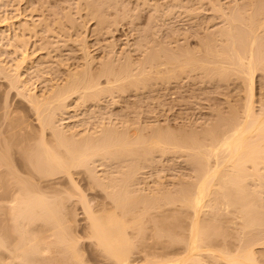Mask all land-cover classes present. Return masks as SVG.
I'll return each mask as SVG.
<instances>
[{"label": "bare ground", "instance_id": "obj_1", "mask_svg": "<svg viewBox=\"0 0 264 264\" xmlns=\"http://www.w3.org/2000/svg\"><path fill=\"white\" fill-rule=\"evenodd\" d=\"M88 1H90V0H88ZM105 1H107V0H105ZM92 2L97 3L98 1L92 0ZM179 2H181V1H179ZM262 2H263V0H262ZM262 2L260 1V3H262ZM109 3L112 4L111 1ZM175 3H177V2L175 1ZM91 4L89 5L90 6L89 10L94 3L92 5ZM102 4H104V3L102 2ZM83 5L85 6L86 4H83ZM95 5H93V7L91 8L90 11L94 10ZM233 5L234 4H232V6ZM237 5H239V4H237ZM84 6H82L83 9L84 10H85V8L87 9V7H86L87 5L85 7ZM101 6H103V5L99 4V6L96 7V10L98 7L101 8ZM256 6H257V4H255V7ZM108 7H107V9H109ZM110 7H114V6L111 5ZM183 7H185V5ZM220 7H221V5H220ZM250 7H248V9ZM259 7H260V5H259ZM78 8H79L78 10H80V11L82 10V9H80L81 7H78ZM103 8H104V6H103ZM229 8H231V7H229ZM258 8H256L257 11H261V10H258ZM263 8H264V6H263ZM102 10L103 9H101V11ZM103 11L101 13H99V15L100 14L102 15V17H100V20H102V19L106 20V17H104L105 19L103 18V16H104ZM228 11H229V9H228ZM231 11H233V10H231ZM104 12H106V11H104ZM199 12H201V11H199ZM89 13L93 14V15L94 14L97 15V12L92 13V12L88 11L87 14H89ZM191 13H193V12H191ZM238 13H240L239 10H238ZM164 14L166 16V13H164ZM221 14L223 15V13H221ZM96 15H94L95 17L94 16H92V17L97 18ZM224 15H225V13H224ZM241 15H240V17H241ZM246 15H247V13H246ZM85 16H86V14H85ZM256 16H257V14H256ZM262 16H260V17H262ZM244 17H246V16H244ZM255 17L253 16V18H255ZM226 18H227V16L225 17V20H226ZM243 18H241L242 20H240V18H239L240 22L243 21ZM117 19H118V17H117ZM151 19H153V18L151 17ZM232 19H233V17H232ZM232 19H229V21ZM256 19H258V18H256ZM97 20L99 21V19H97ZM234 20L238 21V19L236 20V18ZM244 20H245V18H244ZM251 20H252V17H251ZM40 21L42 22L43 20H40ZM114 21L116 22V19ZM152 21H154V20H152ZM245 21H247V20H245ZM43 22H46V24H47L46 19ZM74 22H75V20H74ZM103 22L104 21H102V23ZM248 22H249V20H248ZM258 22L259 21H257V23ZM261 22H259V23H261ZM24 23H25V25L21 26V28H20L21 30H19V31H21L20 33H23V32L26 33L29 31L31 32V30L32 31L35 30L33 28H35L38 24L40 26L44 25V24L42 25V23L40 24L38 22H37L38 24L35 22V25H34V22H33V23H31L32 24V28H31V26L28 25L29 24L28 20H26V22H24ZM83 23L84 22H82V24L80 23V24H75V25H77V27H79L80 25L83 26L85 24V23L84 24ZM99 23H101V21ZM111 23H113V22H111ZM259 23L256 24V26L260 25V27H261L262 23L261 24H259ZM48 24H49V21H48ZM113 24L115 25V23H113ZM230 24H233V23H230ZM236 24H237V22H236ZM33 25H34V27H33ZM50 25L52 26L53 24L50 23ZM3 26L4 25H1V27H3ZM40 26H37L36 34H38V32H37L38 27H40ZM46 26H48V25H46ZM51 26H50V28H52ZM98 26H101V25L98 24ZM234 26L235 25L233 24V27ZM256 26H254V25L251 26V28L252 27H254V28H252V31L249 30L250 33L248 36H245V37L251 39V41H250L251 43L249 42L250 43L249 48L246 47V46H248V44H246V39H245V43H244L243 42L244 38L240 37L241 38V39L239 38L240 41L244 43V44L241 43L242 44L241 47L244 48V49L241 48L242 49L241 51H243V52L239 51L240 48L238 49V51H237V49L235 50L232 48V52L237 51L236 52L237 54L235 53L236 54L235 55L231 52V50H229L232 53V55L235 56L234 59L237 58L235 67L237 66V71H241L238 73L243 74L241 76L246 77V80L245 79L244 80L247 83V85L246 84L245 85L247 86L246 88H248V92H247V97H246L247 99H245V103L243 106V111L241 110L242 112H240L239 108H238V114H234L232 117L230 116L229 118L222 116V118L220 120H218V122L214 123L210 127H207L205 125L207 128H205L202 131L191 132V133L185 132V134L186 133H189V134L182 135V136L178 135V137L174 136V135L173 136L168 135V134H170L169 132L172 133L173 130L167 131L168 134L165 132L166 134L163 133V135L158 132L156 135H153V133H152V136L149 137L148 139H146L144 136H142L143 133L141 132V130H138L139 132L136 131V133L131 132L130 129L132 130L133 127L131 128L130 127L131 125L130 126L128 125L130 127L129 128L126 125V123H125V125L127 126V128L124 125L123 126L124 128L121 127L123 129L118 128V126L116 128L115 125H117V124H115L113 126L114 123L111 125L113 127H110V126L106 125L105 123H104L105 124L104 125L102 123L103 124V125L101 124L102 129L100 127L99 131L95 130V131L87 132V130H84L85 129L84 127H83L84 129L81 127L84 130V133H82V132H79L80 130L77 131V128H74V130H73V128H71L70 126H69V128L71 130H67V129L65 130V126L63 127V124H62L63 120L60 122V119H62L60 117L63 115L66 116L70 112L71 107H73L74 103H76L75 105H77V107H78V105L80 106L81 103L86 104L87 101H91V100L92 101L94 100L93 102L99 101L102 97H104L103 96L104 93L110 94L112 92H114V93L117 92V94H118L120 92V95L122 93L125 94L126 89L124 90V88H126L127 86L131 87L133 89L141 86V87H143V89L146 90V87H148L151 84V81H154L155 77H156L155 78L156 81L159 79L157 76L160 75V69H159L160 66H158V65H160L159 61L160 62L162 61V60L158 59V58H160L159 53H158V56L156 53H153L151 58H149L150 56L149 57L147 56L146 59L151 60V62L148 61V63L151 64L150 68L147 66L148 64H146V66L149 68V72L147 71L146 68H144V67H146V66H143L144 62L142 64L143 67L142 66L138 67L139 65H137V67L139 69L141 68L142 70L138 69L139 72H136L138 70L135 69L136 64L133 63L134 61L132 63L130 61V64L126 63L127 65H125V63L123 65L121 64L122 67L125 65L124 68L122 69V67H121V70H120V68L118 70H116L117 67H116V69H114V66L110 61H109V64L111 63L112 65L110 64V66H109L108 62L106 61L107 59H106L105 60L106 62L104 61L106 63V64L104 63L106 66L105 68L108 69V67H110L107 71H105L108 74L107 73H106L107 75L103 74L106 76L109 75L108 79H107L106 87L103 85V83H101L102 84L101 85L98 81V79H100L101 76L98 75L99 76V78H98L94 74H93L94 75L93 77H91L90 74H86L87 71L88 72L91 71L90 67L87 68V66H89L88 65L89 62H87L88 63L87 65H86V63H84V64L86 65V68L90 69V70H87L86 68H84L83 71L78 70V71H75V73H74V71L72 73V70H70L71 71L70 74H68V72H66L68 74L67 76H69V77L67 79H65L66 81L64 80L65 83L63 82L64 83V84L62 83L63 85H61V86L59 84H57V86L53 85L52 87H49L50 88L49 90L43 89V90H41L42 92L40 91V93H38L39 91L36 92L35 88H30L31 83H30V86L28 85L29 82L26 81L25 77L23 76L24 74H21V73H23V72H21L23 70L22 68H25L28 65V68L30 70L31 68L29 67V65L32 66L33 67L32 69H34V72L35 71L39 72V73H37L38 76H37V74H35L36 77H39L40 73L42 72L41 73V76H42L41 79H42L44 76L43 72L46 71V74H47V71L50 70L49 69L50 66H48V68H46L48 70H44V68H45L44 66L46 65L45 63L47 62V64H48L49 61H46L47 59H42L43 57L41 56V58L38 57V59L34 60V62H30L31 54H29L28 50L26 49V47L28 46L27 45L28 43L26 44V42H27L26 38H25V40L23 39V41H22L21 40L22 35L16 33L15 35H17V38H16V36L15 37L13 36L14 38L12 37L13 39L11 38L12 39L11 40L10 36H9V38H7L8 36L6 37V34L5 33L3 34V32H2V34H0L1 40L2 39L6 40V38H7V39H9L8 41H10V42L12 41L11 44L14 41L16 44L21 42L20 43L21 48L18 47L20 49H18L17 45L15 43H13L14 48H17L18 51L19 50L21 51V55H20V58L13 59V61H14L13 65L15 67H13V65H12V66H10V68L12 67L14 69V71H11V72L7 71L6 68L9 66H7V64L6 65L3 64V66H2L1 65L2 63L0 62V66H1L0 67V74L2 72L4 73V71L7 72V75L4 73V77L6 76L8 78V81H10L9 82V83H11L10 87L16 88V90H18L17 93L20 96L25 97V99L28 100V102H30L33 110H35V114H37V119L41 125L42 134H41V136H39L40 137L39 140L37 142H35V145H34L35 140H33L31 144H29L27 146L25 145L26 147H23V146L20 147V145H22V143L18 142L19 137H20L21 133L23 132L22 129H25V127L23 128V126H28V124L26 122H23V125H22V122H20L21 124H18L19 120L18 121L16 120L17 122H15V120H14V122L16 124L15 123H13V125L11 124V126H10L12 129L11 133L7 130V135H9V136L11 135V137L8 139L7 136H5V138H3L1 136L2 142H0V264H55V263H53L54 261L52 262V259L57 257V256L52 257V253L55 250H56L57 254H59L63 258V259L61 258V260L66 261L63 263H62V261H57L58 262L57 264H59V262H61L62 264H65V263L66 264H86V260H85L86 257L84 259L85 255L82 254V250H81L82 249L81 241L79 238H77L78 236H77V233L75 230V229H77L76 228V226H77L76 222L77 221H76V217L74 214L76 211L74 210L75 208H73L74 212H73L72 208H70L73 206L72 204H70V206H69V201H72V198H71V200L69 198V201L67 204L65 203L66 201L62 202L63 200H67L68 197H70L72 195H70L66 198L65 197L66 195L64 196V194H66V193L61 192L64 194L60 198L59 196H57V194H55L56 196L53 195L54 197L57 198V201H55L56 198L53 197L54 199H49V198H52V196L47 197V194H44V192H42V190H40L38 188L39 184L41 183V181H43V179L52 178V180H53L57 176H63V177H65V179L67 178V180L71 183V185H73L72 187H74V189H76V192L78 194H80V198L78 200L79 201L81 200L83 203V204L82 203L81 204L83 205L84 213L86 215V220H87V223H86L87 227L86 228H87V233H88V235H87L88 239L90 240L91 247L93 246L94 250L97 252V254H99L100 257H102V259L103 258L105 259L106 264H264V255L261 254L263 257L259 256L258 254H260V252L258 251L259 253H257L255 251V249H257V247L255 248V246H264V199H262V195H263L264 191L262 192L260 189L261 187H264V173L262 172V171H264V104H262V103H264V101H262V103L260 101V103L262 105L259 103L260 108L257 109V107L255 106L256 103L254 100L256 98L255 97V94H256V92H255V81H256L255 80V73H256V70L258 69V68H256V66H258L257 62L260 63L262 57H261V59L254 60V58H255L254 45L259 43V41H258V37L253 35V33L254 32L257 33L256 29L260 30V27L255 28ZM40 28H39V30H44V31L46 29V28L45 29H43V28L40 29ZM74 28H76V26ZM159 28H161V27H159ZM247 28L249 29V27H247ZM247 28H246V30H247ZM49 29L47 27V32ZM63 29H64V27H63ZM222 29L224 30V28H221V31H223ZM226 29H228V30H226ZM226 29H225L226 31H224V32L226 33L228 31L229 32L228 34L230 35V33H232V29H231V31H229V28H227V27H226ZM233 29L235 30V28H233ZM50 30H51L50 32H52L53 28ZM175 30H177V29H175ZM175 30H174V32H175ZM241 30L245 31L243 29H241ZM64 31H65V29H64ZM30 32L28 34H30ZM33 32H31V33H33ZM166 32H164V33L166 34ZM225 33L222 32V34H225ZM237 33H238V31H237ZM26 34H23L22 37L26 36ZM141 34H140V36H141ZM222 34H221V36H222ZM233 34L235 35V33H233ZM242 34L243 33L240 32L239 35L242 36ZM245 34H247V33H244V35ZM82 35L83 34H81V36ZM216 35H217V33H216ZM232 35H230V36H232ZM78 36H79V34H78ZM173 36H174V34H173ZM218 36H219V34H218ZM238 36H234V39L237 38ZM208 37L209 36H207V38ZM79 38H81V37L79 36ZM142 38H144V37H141V39ZM155 38H156V36H155ZM169 38H170V36H169ZM226 38L228 39V37H226ZM16 40L18 42H16ZM83 40H84V42L85 41L87 42L86 38H84V37H83ZM262 40H264V39L262 38ZM144 41L145 40H143V42ZM158 41H156V42H158ZM231 41H232L231 42L232 44L235 43V42L233 43L234 40H231ZM84 42H81L82 45L84 44ZM86 42L83 45L85 50H84V48H82V50H84V51H86V48L89 46V44H87ZM145 42H147V41H145ZM156 42L153 45H155V46H156V44L158 45V43H156ZM160 42H162L161 39H160ZM236 42H238V44H239V40L238 41L236 40ZM138 43H139V41H138ZM225 43H227V42H225ZM231 43H229V44L227 43V44L230 45ZM8 44H10V43L8 42ZM145 44L146 43H144V45ZM227 44H226V46H227ZM259 44H261V43H259ZM259 44L257 45L258 47H259ZM85 45L86 46L88 45V46L85 47ZM110 45H111L110 48L114 47V46H112V44H110ZM164 45H166V44H164ZM220 45H222V44H220ZM234 45L230 46V49ZM237 45H235V48L237 47ZM239 45H238V47H240ZM80 46H81V44H80ZM90 46H91V43H90ZM150 46H152V45H150ZM160 46H162V45H160ZM204 46H205V44H204ZM134 47L137 48L136 46H133V48ZM163 47L164 46H162V48H160V47L159 48L163 49ZM166 47H164V48H166ZM184 47H186V46H184ZM206 47L207 46H205L204 48H206ZM78 48H80V47H78ZM89 48L87 49L88 51H90ZM138 48H140V47H138ZM210 48L211 47H208V49H210ZM259 48L261 49V47H259ZM154 49L151 48L150 50H154ZM189 49H191V48H189ZM221 49H222V47H221ZM227 49H229V48L227 47L226 50ZM14 50H16V49H14ZM82 50H81V52H82ZM114 50L115 49H113V51ZM168 50H171V49H168ZM183 50L182 51L178 50V52L184 53ZM193 50H195V49H193ZM262 50H263V48H262ZM55 51H57V50H55ZM145 51L147 52V50H145ZM15 52L17 53V50ZM215 52H216V49H215ZM227 52L224 51V53H226V54H227ZM247 52H249L248 55L249 54L251 55V56H249L250 60H247V57H246ZM87 53L84 52V56H85V54L87 55V56H85V59L89 57V53L88 54ZM188 53H187V55H188ZM205 53H206V51H205ZM210 53H212V52H210ZM220 53H223V52H220ZM224 53H223V55H226ZM154 54H155V56H154ZM219 54H218V56H219ZM253 54H254V56H253ZM90 55H92V54H90ZM124 55H125V53H124ZM166 55L169 56L170 53H168ZM171 55H172V52H171ZM257 55H259V54H257ZM131 56H132V54H131ZM144 56L142 57V59L145 58ZM195 56H191V58L194 57L196 59ZM211 56H212V54H211ZM90 57L93 58V55ZM119 57H118V59H119ZM171 57L172 58L169 59L170 62L168 61L164 65H166V64L168 65V63H170L173 66L170 65V67H169V65H168L167 66L168 69H167V67H163V68L167 69L166 72L168 73V75L169 74L170 75H177L181 71L183 73L188 67L193 69V67L197 66V65L194 66V64H191V63H190L191 65L187 64L184 66L183 64H181L182 66L181 65L179 66V61L177 59L179 56H177V54H175L174 51H173V55ZM180 57H179V60H180ZM219 57L222 58V56H219ZM92 58L91 59L88 58V59H90V60L95 59V58H93V59ZM185 58H187V57H185ZM223 58L225 59L226 56ZM228 58L229 57H227V59ZM125 59H126V56L123 60L124 62H125ZM167 59H166V61H167ZM224 59L223 60L220 59V60H222L224 62ZM234 59L232 58L233 61H234ZM43 60H45L44 61L45 63L43 62ZM108 60H111V57ZM113 60H114V58H113ZM129 60H131V59H129ZM139 60H141V59H139ZM157 60H158V64H157V66H155ZM172 60H174V61H172ZM191 60H193V59H191ZM198 60H197V63H200V62H198ZM206 60H207V58H206ZM211 60H213V59L211 58ZM245 60L247 62H245ZM177 61H178V63H177ZM222 61H219V62L221 63ZM230 61L231 60H229V62L227 61V63L231 64ZM42 62L45 65L43 64L41 66ZM63 62H64V60H63ZM193 62H195V61H193ZM91 63H92V61H91ZM113 63H115V62H113ZM182 63H183V59H182ZM61 64H65V63H61ZM66 64H68V63H66ZM107 64H108V66H107ZM203 64H204V62H203ZM212 64H214V63H212ZM217 64L215 63L214 65H217ZM152 65L154 66L153 68H152ZM223 66H227V64L223 65ZM229 66H231V68L233 67L232 65H229ZM46 67H47V65H46ZM61 67H60V69H61ZM156 67H158L159 70ZM171 67H173V68H171ZM208 67L210 68V66H208ZM217 67H219V66H216V68ZM239 67L241 68L240 70H238ZM10 68H8V69L11 70L12 68L11 69ZM42 68H43V70H42ZM65 68H67V67H64V69ZM195 68H197V67H195ZM203 68H204V66H203ZM52 69L54 70V67ZM111 69L114 70V72L112 71L113 74L114 73L117 74L119 72H122V73L119 75L118 74L113 75V74H111ZM25 70H27V69H25ZM104 70H106V69H104V66H103V70H102L103 73H104ZM153 70H155V71L153 72ZM162 70H164V69H162ZM218 71H221V70H218ZM222 71H225V68ZM231 71L234 72L235 70L234 71L231 70ZM27 72H28V70H27ZM78 72H80V73H78ZM133 72H136V74ZM166 72L162 73V74H167ZM226 72L227 71H225L224 74L228 75ZM202 74H203V72H202ZM204 74H206V73H204ZM211 74H212V72H211ZM224 74H223V72H221L218 75L217 74L216 75L219 77H222V76H224ZM232 75H234V74H232ZM236 75H238V74H236ZM262 75L263 74H261V76ZM30 76H31V74H30ZM47 76H49V75H47ZM58 76H60V75H58ZM61 76H62V74H61ZM110 76H111V78H112V76H115V78L113 77L114 80L111 79L112 81H110V83L113 82L112 85L108 84V82H109L108 80H110ZM211 76L213 77L214 73ZM66 77H64V78H66ZM208 77H210V71H209ZM212 77H210V78H212ZM45 78L46 77L44 76V79ZM51 78L53 79L52 76H51ZM51 78H50V81H51ZM162 78H164V77H162ZM178 79H179V77H178ZM214 79L215 78L213 77L212 80H214ZM226 81H228V80H226ZM114 82H116V83H114ZM212 82H214V81H212ZM50 83L52 84V82H50ZM236 83H237V81H236ZM205 84H207V83H205ZM107 85H108V87H107ZM48 86H50V85H48ZM102 86H104V87H102ZM149 88L151 89V87H149ZM153 88H154V86H153ZM219 89H220V87H219ZM219 89H217V90H219ZM135 90H137V89H135ZM244 90H246V89H244ZM123 91H125V92H123ZM138 91H139V88H138ZM101 95H102V97H101ZM243 95H245V94H243ZM106 96H108V95H106ZM117 96H119V95H117ZM263 96H264V92H263ZM113 97H114V94L112 96V99H113ZM113 100L115 101V99H113ZM241 100H243V99H241ZM96 104H98V103H96ZM230 104H231V102H230ZM105 106L107 107V105H105ZM229 109H231V108H229ZM235 113H237V112H235ZM86 114H88V113H86ZM231 115H232V113H231ZM217 116H218V114H217ZM69 117H70V115H69ZM6 118H7V116H6ZM66 119H68V118H66ZM111 119H112V117H111ZM124 119H126V118H124ZM12 120H10V121H12ZM10 121L8 122L9 125H10ZM23 121H24V119H23ZM134 121H133V123H134ZM109 122L107 124H109ZM130 122H131V120H130ZM130 122H128V123H130ZM119 123H121V121ZM122 123L124 124L123 121H122ZM150 125H152V124H150ZM200 125H202V124H200ZM1 126H2V124H1ZM1 126H0V135H1L3 130L10 128L7 126H6L7 128H3L4 126L3 127H1ZM96 126H94V127H96ZM155 126H156V124H155ZM28 127H27V129H28ZM86 127L88 128V126H86ZM134 127H136V125ZM141 127H142V125H141ZM145 127H146V125H145ZM147 127H148V125H147ZM2 128H3V130H2ZM18 128L21 129V131L19 130L20 132L17 130ZM66 128H68V126ZM27 129H25V131ZM93 129H95V128H93ZM141 129H143V128H141ZM153 129H152V132H154ZM46 130L51 131L50 134L52 135V137H50V139L47 138L48 136L46 135ZM156 131H158V129ZM5 132L6 131H4L2 134H4ZM68 132H70V134ZM139 133L140 134L142 133V134L139 135ZM26 137H27V135H26ZM26 137H25V139H26ZM29 137H30V135L28 136V138ZM31 137H33V136H31ZM16 141L18 144L16 143ZM22 141H23V139H22ZM28 141H30V140H28ZM14 144H16L15 146L19 145L20 149L24 148L27 150V151L22 150V152H24V155L20 152L23 155L22 156L23 157V160H22L23 164L21 163L22 164L21 167L24 168L23 169L24 171L21 170L22 168L21 169L19 168V166L17 165V163L19 164V161L17 162V160H16L17 158L15 159V157L13 156L15 153V152L13 153ZM25 144H27V143H25ZM179 151H181V153H183V154H186V156L189 159L188 164L190 163L192 166V168L190 167L192 169V174L189 176L190 180H185L187 178L186 177L185 179H180L179 181H176V182H178V184L174 189L169 188V187L167 188V187H165V185H164V187H165L164 188L163 185L161 184V187H158L156 190L151 189L150 192H147L146 189H141L140 188L141 186L140 187L138 186V185H140V183H141L140 181L143 178L142 175L144 173L143 170H145L144 168H146V167L148 168V166L150 164L155 163L154 162L155 156L157 154H158V157L163 156L162 158H164V156L167 154L172 155L171 153H174V152L176 153ZM24 159H25V163H24ZM156 159H158V158H156ZM186 161H187V159H186ZM152 165H150V166H152ZM169 165H171V164H169ZM99 166H102L104 168L105 167L111 168V169L108 168L109 170H107L106 168L105 169L103 168V170H102L103 175L100 172V175H102V177L104 176L103 178L98 177L99 175L97 174V172L99 173V171H98L99 169H97V168ZM150 166H149V168H150ZM96 169H97V171H96ZM20 170L23 173H21ZM110 170L113 171V173L110 172ZM150 170H151V168H150ZM76 171H86L88 174V178L92 179L95 184L101 185L99 187H103L102 189L105 188L106 190L105 189L104 190L106 192L108 189L109 195H108V193H107V195H108V199L110 197L109 203H111V200H112V204H111L112 206L111 205L109 206V204L105 203L108 207H106V205H105L106 208L103 207V209H96L90 204L91 201H89L90 203L87 202L88 199L87 200L85 199L84 194L81 195V193H83V191L82 190H81L82 192L80 191V187L79 186L77 187L78 184H76V181L74 179V174L76 173ZM115 173L118 174L117 177H114L112 175ZM116 174H115V176H116ZM161 175H162V173H161ZM153 177H155V176H153ZM58 178H60V177H58ZM181 178H182V176H181ZM173 179H175V178H173ZM164 181L165 180H163V182ZM63 182H59V183L61 184ZM70 183H69V186H70ZM74 196H76V195H74ZM58 198H60V199L58 200ZM73 199H75V198H73ZM50 200H52V202ZM73 204L75 205V203H73ZM74 233H75V235H74ZM48 239H50V240H48ZM167 250H169V251H167ZM96 252L94 254H96ZM53 255H55V254H53ZM96 258L99 259V257H96ZM55 259H58V258H55ZM104 259H103V261H104ZM87 260H89V259H87Z\"/></svg>", "mask_w": 264, "mask_h": 264}, {"label": "rangeland", "instance_id": "obj_2", "mask_svg": "<svg viewBox=\"0 0 264 264\" xmlns=\"http://www.w3.org/2000/svg\"><path fill=\"white\" fill-rule=\"evenodd\" d=\"M97 1L98 2L95 3V2H92V0H90V1H88V0H0V34H2V32H3V34L4 33L6 34V37L8 36L7 38H9V36H10V39H11L13 36L14 37L16 36V38H17V35H15L16 33H18L22 36H23V34L27 33L26 36H24V37L21 36L22 39L21 38L20 39L23 41V39L25 40V38H26V40H27L26 44L28 43L27 44L28 48L26 47V49L28 50V53L31 54L30 62H34V60H37L38 57L41 58V56H42L43 57L42 59H47L46 61H49L47 64V62L45 63L44 62L45 60H43V62L47 65V67H46V65L42 62L41 66L43 64L45 65L44 66L45 68L43 67L44 70H48L46 68H48V66H50V67L52 66L51 68L49 67L50 70L47 71V74H46V71L43 72L44 76L46 77L45 79H44V76L41 79V77H42L41 73L42 72L40 73L39 77H36L35 74H37L39 72L35 71L36 72L35 73L34 69H32L33 67L30 65H29V67L31 68L30 70L28 68V65H27V67L22 68L23 70L21 72H23V73H21V74H24L23 76L25 77L26 81L29 82L28 85L30 86V83H31L30 88H35L36 92L39 91L38 93H40V91L43 89L49 90L50 89L49 87H52L53 85H55V86H57V84H59L60 86L63 85L65 83L64 80L69 77L67 75L71 73L70 70H72V73H73V71L75 73V71H78V70L83 71L84 68H86V65L88 64L87 62H89V64H88L89 66H87V68L90 67L91 71L90 72L87 71V73L86 72L85 73L90 74L91 77H93L95 75L96 77L99 78V76H101L100 79H98V81L100 84L103 83V85L106 87V83H107V79H108L109 75L106 76L108 73L105 71H107L110 68V67H108V69L105 68L106 67L105 66L106 61L108 62V64L110 61L113 64L114 69H116V67H117L116 70H118L119 68L121 70V67H122L121 64L123 65L125 63V65H127V64H130V61H131V63L134 61L133 63L136 64L135 69L138 70L139 69L138 67H141L143 62H144L143 66H146V64H148L147 66L150 68L151 64L148 63V61L151 62V60L150 59L147 60L146 59L147 56L148 57L150 56L149 58H151L153 53H156L157 56L159 53L160 58H158V59H160L162 61L161 62L159 61L160 65H158V66H160V68H159L160 69V75L157 76L159 78V79L157 78L158 79L157 81H156V79H155L156 77H155L154 81H151V84L148 87H146V90L140 86V87H138L139 91H138L137 87L133 89V88L128 87L126 85L127 87L124 88V90L126 89L125 90L126 92L123 91V92H125L126 95L124 93H122L123 95L122 94L120 95V92L118 94H117V92L116 93L112 92L110 94L104 93L103 94L104 97H102V95H101L102 98L100 97L101 99L99 98L100 99L99 101H95L98 104L93 102L94 100L93 101L91 100L92 102L87 101L88 103L87 102H86V104L81 103V105L80 106L78 105V107H77V105H75L76 103H74L73 107H71L70 112L66 116H64V115L61 116L60 118H62V119L59 118L60 122L63 120L62 124H63V127L65 126V130L66 129L71 130L69 128V126H70L71 128H73V130H74V128H77V131L80 130L79 132L84 133V130H87V132L95 131V130L99 131L100 127L102 129V125L104 123L110 127H113L115 124H117V125H115L116 128H117V126H118V128H121L126 123L127 126L131 125L130 127L131 128L133 127L132 130L130 129L131 132L136 133V131L139 132L138 130H141V132L143 133V134L141 133L142 136H144L146 139L151 137L152 133H153V135H156L159 132L163 135V133L166 134L167 131H172V130L174 132L172 131V133L169 132L170 134H168V133L167 134L171 135V136L174 135V136L178 137V135L182 136V135L189 134V133L185 134V132L191 133V132L202 131L205 128L210 127L214 123L218 122V120H220L222 118V116L228 117V118L230 116L232 117L234 114H238V108H239V111L242 112L243 106L245 103V99H247L246 97H247L248 88H246L247 87L246 86L247 83L245 81L246 77L241 76L243 74L238 73L241 71H237V66L235 67L237 58L234 59L235 56H233L232 53L235 54L239 48H240L239 51L243 52L241 50L244 48L241 47L242 46L241 43H243V42L245 43V39H246V44H248V46H246V47L249 48V44L251 43L250 42L251 39H249L245 36H248L250 31H252V28H254V27L251 28V26H253V25L256 26V24H258L259 22L262 21L261 22L262 24L259 23V24H261V27H260V25L259 26L257 25L255 27V28L260 27V30L256 29L257 33L256 32H254L255 34L253 33V35L258 37L259 43H261V44L257 43L256 45H254V48H255V50L253 49L254 54H255L254 60L261 59V57L263 59V60L261 59L260 63L257 62L258 66H256V68H258V69L256 70V73H255V80H256L255 81V92H256L255 97L256 98L254 100H255V103H256L255 106L257 107V109L260 108V104L262 103V101H264V96H263V92H264V76H263L264 75V71H263L264 70V45H263L264 40H262V38L264 39V36H263L264 35V30H263L264 29V27H263L264 26V22H263L264 21L263 20L264 19V17H263L264 16L263 15L264 14V11H263L264 10V8H263L264 0H263V2H262V0H257V1L256 0L255 1L254 0H241V1L240 0H196V1L195 0H110L112 4L109 3L110 2L109 0H107V1L97 0ZM175 1L178 4L175 3ZM179 1H181V2H179ZM260 1L262 3H260ZM102 2L104 4H102ZM89 3L90 4L94 3L93 5L96 4L94 10L90 11L91 8L93 7L92 4H91L92 7L89 10V7H90ZM98 3L100 5H103L106 10L103 8V6H101V8H99V7L97 8V10H98L97 11L96 7L99 6ZM83 4L87 5V6L85 5L87 7V9L86 8H85V10L83 9V7H82V6H84ZM232 4H234V5L232 6ZM237 4H239V5H237ZM255 4H257L256 7H255ZM111 5L114 7H110ZM184 5H185V7H183ZM220 5H221V7H220ZM259 5H260V7H259ZM78 7H81L80 9H82V10L81 11L78 10L79 9ZM107 7L109 9H107ZM229 7H231V8H229ZM248 7H250L251 9L250 8L248 9ZM256 8H258V10H261V11H257ZM101 9L106 11V12H104L102 10L103 14H104L103 18L106 17V20H103V19L100 20V17H102L101 14L99 15V13L102 12ZM228 9H229V11H228ZM87 10L89 12H92V13L97 12V15L94 14V15H96L97 18H93L92 17V16H94L93 14H90V13L87 14V12H88ZM231 10H233V11H231ZM238 10L240 13H238ZM199 11H201V12H199ZM191 12H193V13H191ZM164 13H166V16ZM221 13H223V15ZM224 13H225V15H224ZM246 13H247V15H246ZM85 14H86V16H85ZM256 14H257V16H256ZM240 15H241V17H240ZM226 16H227V18L225 20ZM244 16H246V17H244ZM253 16L254 17L256 16V17L253 18ZM258 16L259 17L262 16V17L259 18ZM117 17H118V19H117ZM151 17L153 19H151ZM232 17H233V19H232ZM243 17L247 21H245ZM251 17H252V20H251ZM235 18H236V20L238 19V21H235L234 20ZM239 18H240V20H242L241 18H243V21L240 22ZM256 18H258V19H256ZM45 19L47 21V24H46V22H43V21H45ZM97 19H99V21ZM115 19H116V22L114 21ZM229 19H232V20H230L231 22L229 21ZM26 20H28L29 24L28 23L27 24L30 25L31 28H32L31 23L34 22V25H35V22L40 23L41 22L40 20H43L41 23H42V25L43 24L44 25L40 26L38 23H37L38 25L36 24L37 26L41 27V28L38 27V31H37L38 34H36L37 26L35 28H33V29H35V30H33L34 32L31 30V32H33V33H31L30 31H29L30 34H28L29 32L24 33L23 31H22L23 33H20L21 31H19V30H21L20 29L21 26L25 25L24 22H26ZM74 20H75V22H74ZM152 20H154L155 22ZM248 20H249V22H248ZM256 20L259 22L257 23ZM48 21H49V24H48ZM100 21H101V23H99ZM102 21H104V22L102 23ZM82 22H84L85 24L83 23L84 24L83 26L80 25L81 27L80 26L77 27V25H75V24H80V23L82 24ZM111 22L115 23V25ZM236 22H237V24H236ZM50 23L53 25L51 26ZM230 23H233L235 26L233 27V24H230ZM98 24H100L101 26H98ZM1 25H4V26L1 27ZM34 25H33V27H34ZM46 25H48V26H46ZM50 26L53 28L52 32H50L51 31L50 29H52V28H50ZM75 26H76V28H74ZM47 27H48V29L50 28L48 30V32H47ZM63 27H64L65 31H64ZM159 27H161V28L163 27V28L161 29ZM226 27L229 28V31H231V29H232V33H230V35L235 33V35L234 34L232 35L233 37L228 34L229 33L228 31L226 32L227 34L224 32V31L228 30V29H226ZM247 27H249V29ZM39 28L40 29L46 28L45 29L46 32L44 30H39ZM221 28H224V30L222 29L223 31H221ZM233 28H235V30ZM246 28H247V30H246ZM175 29H177V30H175ZM241 29H243L245 31H242ZM174 30H175V32H174ZM237 31H238V33H237ZM164 32H166V34ZM222 32L225 33L226 35L222 34ZM240 32L243 33L242 36L239 35ZM216 33H217V35H216ZM244 33H247V34L244 35ZM78 34L81 38H79ZM81 34H83L84 36L83 35L82 36L84 38H86L87 42L86 41L85 42L87 44H89V46L87 45L88 47L85 45V47H87L86 51H84L85 48L83 45L85 44V42H84ZM140 34H141V36H140ZM173 34H174V36H173ZM218 34H219V36H218ZM221 34L223 37L221 36ZM155 36H156V38H155ZM169 36H170V38H169ZM207 36H209V37L211 36V37L207 38ZM234 36H238V37L234 39ZM141 37H144V38L141 39ZM226 37H228V39ZM240 37L244 38V39L242 38L244 40V41L242 40L243 42L240 41V39H241ZM7 38H6V40H3V39L1 40V38H0V62L2 63L1 64L2 66H3V64L4 65L7 64V66H9V67H7V68L5 67V68L7 71L11 72V71H14V69L12 67L11 68L13 70L10 68V66H12L14 64L13 59L20 58L21 51L20 50L18 51V49L21 48V45H20L21 42L18 43L20 46L18 44H16L15 41L13 42L17 45V48L20 47L17 49V48H14L13 43L11 44L12 41L11 42L8 41L9 39H7ZM160 39L162 42H160ZM143 40H145L147 42H145V41L143 42ZM178 40L179 41L181 40L182 42L181 41L179 42ZM231 40H234L233 43L235 42L234 43L235 45L238 44V42H236V40L237 41L239 40L240 45L239 44L238 45L240 47H238V45H237L238 48L237 47L235 48V45L231 43L232 42ZM138 41H139V43H138ZM156 41H158V42H156ZM8 42L10 44H8ZM16 42H18V41L16 40ZM78 42L81 44V46ZM81 42H84V44L82 45ZM155 42L158 43V45L157 44H156V46L153 45V44H155ZM225 42H227L228 44L229 43H231V44L228 45ZM90 43H91V46H90ZM144 43H146L145 44L146 46L144 45ZM110 44H112V46H114V47L110 48L111 47ZM164 44H166V45H164ZM204 44H205V46H207L206 48H204L205 47ZM220 44H222V45H220ZM226 44H227V46H226ZM258 44H259V47H261V49L257 46ZM150 45H152V46H150ZM160 45H162L164 47H166L167 45L168 46L166 48L163 47V49H160V48H162V46H160ZM232 45H234V46L231 47V49H230V46H232ZM133 46H136L137 48L134 47L135 48L134 49ZM184 46H186V47H184ZM78 47H80V48H78ZM138 47H140L141 49ZM208 47H211L212 49L211 48L208 49ZM221 47H222V49H221ZM227 47L229 49L226 50ZM82 48H84V50H82ZM88 48L90 49V51L87 50ZM151 48L152 49L157 48V49L156 50L155 49L150 50ZM189 48H191V49H189ZM232 48L235 50L237 49V51L232 52ZM262 48H263V50H262ZM14 49L17 50V53L15 52L16 50H14ZM113 49H115L114 50L115 52L113 51ZM166 49L167 50L171 49V50H168L169 51L168 52ZM193 49H195V50H193ZM215 49H216V52H215ZM55 50H57V51H55ZM81 50H82V52H81ZM145 50H147V52ZM178 50L179 51L183 50L186 55L188 52L189 53L186 56L184 53L178 52ZM186 50L187 51L189 50V51L187 52ZM229 50H231L232 53ZM83 51L86 53L87 52L89 53L88 58L91 59L92 57H90V56L93 55V58H95V59L92 58L93 60H90V59L86 58L87 59L86 60L85 56H87V55L85 54V56H84ZM173 51L175 54H177V56H179V57L181 56L180 60H179V57L177 58L179 61V66L181 64H183L184 66L187 64L188 65L194 64V66L197 65V66H195L197 68L193 67V69H194L193 70L192 68L188 67L184 71L185 73L184 72L182 73V71H181L177 75H170V74L168 75V73L166 72V70L168 69L167 66L169 65V67H170L171 64L170 63H168V65L167 64L164 65V64L166 62H168L169 59L172 58L171 56L173 55ZM205 51H206V53H205ZM224 51L225 52L228 51L227 54L224 53ZM171 52H172V55H171ZM210 52H212V53H210ZM220 52H223L226 55H223V53H220ZM124 53H125V55H124ZM168 53H170L169 56L166 55ZM248 53L249 52L246 53V57H247V60H250L249 56H251V55L250 54L248 55ZM90 54H92V55H90ZM131 54H132V56H131ZM211 54L213 57L211 56ZM218 54H219V56H222V58L219 57ZM254 54H253V56H254ZM257 54H259V55H257ZM116 55L120 56V57L118 56L119 59ZM125 56H126V59L124 62L123 60H124ZM143 56L145 58L142 59ZM154 56H155V54H154ZM191 56H195L196 59L194 57L191 58ZM225 56H226V58L224 59L223 57H225ZM110 57H111V60H108ZM185 57H187V58H185ZM227 57H229V58L227 59ZM113 58H114V60H113ZM190 58L193 60H191ZM206 58L208 61L206 60ZM211 58L213 60H211ZM232 58L234 59V61L232 60ZM129 59H131V60H129ZM139 59H141V60H139ZM166 59H167V61H166ZM182 59H183V63H182ZM220 59H222V60L224 59V62ZM63 60H64V62H63ZM197 60L200 63H197ZM229 60H231L230 61L231 64L227 63V61L229 62ZM91 61H92V63H91ZM112 61L115 63H113ZM172 61H174V60H172ZM178 61H177V63H178ZM193 61H195V62H193ZM219 61H222V62L220 63ZM203 62H204V64H203ZM245 62H247V61L245 60ZM61 63H65V64H61ZM66 63H68V64H66ZM84 63H86V65ZM212 63H214V64L218 63V64L214 65ZM108 64H107V66H108ZM110 64H109V66H110ZM157 64H158V60L156 61L155 66H157ZM222 64L223 65L227 64L228 67L223 66ZM228 64L232 65L233 67L231 68V66H229ZM137 65H139V66L137 67ZM207 65L210 66V68ZM103 66H104V69H106V70H104V73L102 71ZM124 66L122 67V69L124 68ZM147 66L144 68H146L147 71L149 72V68ZM171 66H173V65H171ZM203 66H204V68H203ZM216 66H219V67L216 68ZM13 67H15V66L13 65ZM53 67H54V70L52 69ZM60 67H61V69H60ZM64 67H67V68L64 69ZM153 67L154 66L152 65V68ZM163 67H167V69H165ZM8 68H10L11 70H9ZM43 68H42V70H43ZM156 68L158 69V67H156ZM171 68H173V67H171ZM224 68H225V71H227L226 73L228 75L224 74L225 71H222V70H224ZM25 69H27L28 72ZM90 69H87V70H90ZM162 69H164V70H162ZM240 69L241 68L239 67L238 70H240ZM139 70H142V69L140 68ZM139 70L136 72H139ZM218 70H221V71H218ZM231 70H233V71L235 70L237 73L235 71L232 72ZM112 71L114 72V70L111 69V74H113ZM154 71L155 70H153V72ZM164 71L167 74H162V73H165ZM209 71H210V77H212L211 75L214 73V76H213L215 78L214 80H212L213 77L212 78L208 77ZM66 72H68V74ZM136 72H133V73L136 74ZM202 72H203V74L204 73H206V74L203 75ZM211 72H212V74H211ZM218 72L219 73L223 72L224 76H222V75H221L222 77L217 76L219 74ZM4 73L7 75V72L4 71ZM4 73L2 72L0 74V126L2 124L1 127L4 126L3 128H7V127H10L11 124L13 125V123L17 122L18 120H19L18 124H21L20 122H22V125H23V122H26L29 127L23 126V128L25 127V129H27V127H28V129L26 131H25V129H22L23 132L21 133L18 142L22 143V145H20V147L21 146L26 147L27 145L31 144L33 140H35L34 141V145H35V142H37L39 140V138H40L39 136H41V134H42L41 125L38 122L37 114H35V110H33L30 102H28V100H26L25 97L20 96L17 93L18 90H16V88L10 87L11 83H9L10 81H8V78L6 76L5 77L7 79L4 77ZM78 73H80V72H78ZM121 73L122 72H119L117 74L119 75ZM30 74H31V76H30ZM61 74H62V76H61ZM103 74H106V75H103ZM117 74H115V75H117ZM232 74H234L235 76ZM236 74H238V75H236ZM261 74H263V75L261 76ZM47 75H49V76H47ZM58 75H60V76H58ZM37 76H38V74H37ZM51 76L53 77V79L51 78ZM161 76L164 78H162ZM177 76L179 77V79ZM64 77H66V78H64ZM113 77L115 78V76H112V78L110 76V80H108L109 81L108 84L112 85L113 82L110 83V81L114 80ZM50 78H51V81H50ZM226 80H228V81H226ZM212 81H214V82H212ZM236 81H237V83H236ZM50 82H52V84ZM114 83H116V82H114ZM205 83H207V84H205ZM48 85H50V86H48ZM104 86H102V87H104ZM153 86H154V88H153ZM107 87H108V85H107ZM149 87H151V89ZM219 87H220V89H219ZM135 89H137V90H135ZM217 89H219V90H217ZM244 89H246L247 91ZM151 90L152 91L154 90V91L152 92ZM113 94H114L113 99H115V101L112 99ZM243 94H245V95H243ZM106 95H108V96H106ZM117 95H119L120 97ZM241 99H243V100H241ZM260 101H261V103H260ZM230 102H231V104H230ZM104 104L107 105V107ZM262 104H264V103H262ZM229 108H231V109H229ZM235 112H237V113H235ZM86 113H88V114H86ZM231 113H232V115H231ZM217 114H218V116H217ZM69 115H70V117H69ZM6 116L8 119L6 118ZM111 117H112V119H111ZM66 118H68V119H66ZM124 118H126V119H124ZM23 119H24V121H23ZM10 120H12V121H10ZM14 120H15V122H14ZM130 120H131V122H130ZM9 121H10V125L8 124ZM120 121H121V123H119ZM122 121L124 122V124L122 123ZM133 121H134V123H133ZM108 122H109V124H107ZM128 122H130V123H128ZM112 124H113V126H111ZM150 124H152V125H150ZM155 124H156V126H155ZM200 124H202V125H200ZM93 125L94 126L97 125V126L94 127ZM126 125H125V127L127 128ZM135 125H136V127H134ZM141 125H142V127H141ZM145 125H146V127H145ZM147 125H148V127H147ZM67 126L69 129L66 128ZM86 126H88V128ZM81 127L82 128L84 127L85 129L83 128L84 129L83 130ZM140 127L143 129H141ZM3 128H2V130H3ZM93 128H95V129H93ZM123 128H121V129H123ZM152 129L154 130V132H152ZM157 129H158V131H156ZM7 130L11 133L12 129L10 127L8 129H5L2 131V133L4 131H6V132L4 134L1 133V135H0L1 141L0 142H2V139H1L2 137L5 138V136H7L8 139L11 137V135L10 136L7 135ZM17 130L21 131L20 128H18ZM50 133H51V131L46 130V135L48 136L47 137L48 139H50V137H52V135ZM68 133L70 134V132H68ZM141 134L139 133V135H141ZM26 135H27V137H26ZM29 135H30V137L28 138ZM31 136H33V137H31ZM25 137H26V139H25ZM22 139H23V141H22ZM28 140H30V141H28ZM16 143H17V141H16ZM25 143H27V144H25ZM15 145L16 144H14L15 149L13 148V153L15 152L13 156L15 157V159L17 158L16 159L17 162L19 161V164L17 162L16 163L19 166V168L21 169L22 168L21 166L23 164L22 163L23 162L22 156L24 155V152H22V150H24V151H27V150L24 148L20 149L19 145L18 146H15ZM171 154L172 155H170V154L165 155L164 158H162L163 156L158 157V154H157L155 156V161H154L155 163L154 164L152 163L153 165L150 164L152 166L149 165L151 170H150L149 166H148V168L147 167L144 168L145 170H143L144 173L142 175L143 178L140 181L141 182L140 185H138L139 187L141 186L140 187L141 189H146L147 192H150L151 189L156 190L158 187H161V184L163 185V187L165 185V187H167V188L169 187V188L174 189L178 184V182H176V181H179L180 179H185L186 177L187 178L185 180H190L189 176L192 174V169H191L192 166L190 163L188 164L189 159L186 156V154L181 153V151L176 152V153L174 152ZM156 158H158V159H156ZM186 159H187V161H186ZM24 163H25V159H24ZM169 164H171V165H169ZM103 168L104 167H102V166H99L97 168V169H99L98 170L99 173L97 172V174L99 175L98 177H100V178L104 177V176L102 177ZM108 168H110V167H107L106 169L109 170ZM23 169L24 168H22L21 170L24 171ZM97 169H96V171H97ZM21 170H20V172L23 173ZM85 172L86 171H76V173L74 174V179L76 181V184H78L77 187L79 186L80 191L81 190L83 191V193H81V195L84 194L85 199L86 200L88 199L87 202L91 201V203L90 202L89 203L96 209H103V207L104 208L108 207L106 204H109V206H110L112 204V200H111V203H109L110 202L109 201L110 197L108 199L109 190L107 189V192H106L105 188H104L105 189L104 190V189H102L103 187H99L101 185L95 184L92 179L88 178V174H87V172L86 173ZM100 172L102 175H100ZM110 172L113 173V171H111V170H110ZM262 172L264 173V171H262ZM161 173L163 176L161 175ZM115 174H112V175L114 177H117L118 174H116V176H115ZM153 176H155V177H153ZM181 176H182V178H181ZM58 177H60V178H58ZM173 178H175V179H173ZM162 179L165 181L163 182ZM51 180H52V178L43 179V181H41V183L39 184L38 188L40 190H42V192H44V194H47V197L52 196V198H49V199L56 198L53 196L55 194H57V196H59L61 198L62 195L64 194L61 192L66 193V194H64V196L66 195L65 196L66 198L70 195L73 196V197L72 196L68 197L67 200H63L62 202L66 201L65 203L67 204L69 201V198H70V200L72 198V201H69V206H70V204H72L73 206L70 208H72V210H73V208H75L74 210L76 211L74 214H75L76 221H77L76 222V225H77L76 228L77 229H75V230H76V233L78 236L77 238H79L81 241V247H82L81 250H82V254L85 255L84 259L86 257V259H85L86 264H88V263L89 264H106L105 259L103 258L104 259V261H103L102 257H100V255L97 254V252L94 250V247L93 246L91 247L90 240L88 239V236H87L88 233H87V228H86L87 227V225H86L87 220H86V215L84 213V209H83V205H82L83 203L81 200L80 201L78 200L80 198V194H78L76 192V189H74V187H72L73 185H71V183L67 180V178L65 179V177H63V176H57L55 179H53L52 181ZM59 182H63V183L60 184ZM69 183H70V186H69ZM260 189L262 192L264 191V187H261ZM107 193H108V195H107ZM73 194L76 196H74ZM263 196H264V192L262 195V199H264ZM60 198H58V200ZM73 198H75V199H73ZM50 201L52 202V200H50ZM55 201H57V198ZM72 202L75 203V205ZM105 205H106V207H105ZM74 210H73V212H74ZM74 235H75V233H74ZM48 240H50V239H48ZM256 247H257V249H255V251L257 253L260 252V254H258V255L259 256L264 255V253H263L264 252L263 251L264 246H255V248ZM167 251H169V250H167ZM54 252L52 253V257L57 256L55 258H58L59 260L53 258L52 262L54 261L53 263L57 264L58 263L57 261H62L61 260L62 257L59 254H57L56 250ZM95 252H96V254H94ZM53 254H55V255H53ZM94 257L95 258L99 257V259L98 258L95 259ZM87 259H89L90 261ZM63 262H66V261L63 260L62 263ZM60 263L61 262H59V264Z\"/></svg>", "mask_w": 264, "mask_h": 264}]
</instances>
